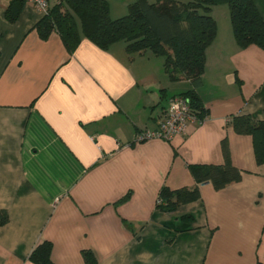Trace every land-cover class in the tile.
Listing matches in <instances>:
<instances>
[{
    "label": "crops",
    "instance_id": "obj_1",
    "mask_svg": "<svg viewBox=\"0 0 264 264\" xmlns=\"http://www.w3.org/2000/svg\"><path fill=\"white\" fill-rule=\"evenodd\" d=\"M134 1L107 0L111 17ZM253 2L264 19V0ZM211 15L217 34L195 89L125 44L103 51L81 36L71 52L57 32L39 34L35 6L0 0V210L10 218L0 264H34L44 241L55 264H85L83 250L99 264H264V164L231 124L264 121V50L239 48L227 5ZM191 89L206 110L201 123L172 141L137 140ZM225 138L241 181L200 184V200L159 209L163 188L196 187L190 165L223 164Z\"/></svg>",
    "mask_w": 264,
    "mask_h": 264
},
{
    "label": "trees",
    "instance_id": "obj_2",
    "mask_svg": "<svg viewBox=\"0 0 264 264\" xmlns=\"http://www.w3.org/2000/svg\"><path fill=\"white\" fill-rule=\"evenodd\" d=\"M16 1L24 3V0ZM224 4L229 7L239 48L254 45L264 50V19L253 0H157L155 3L136 0L129 6L127 14L117 19L111 17L107 0H58L55 5H49L47 14L43 15L36 28L43 38L57 32L71 52L82 37L103 51L124 43L130 55L150 52L164 58L165 70L172 82L185 78L196 89L205 71L207 49L217 34L211 11L213 7ZM18 14L10 7L7 18L14 22ZM195 89L182 95L191 99L194 111L204 119L206 110ZM231 124L237 134L252 137L257 164L263 165L264 121L256 122L249 115H238L233 117ZM222 153L224 162L221 165L189 166L197 183L195 188H163L158 208L172 212L200 200L199 185L203 183H211L216 190H221L241 181L243 173L232 163L226 138L222 141ZM9 219L8 212L0 210V227L7 225ZM52 253L53 243L44 241L33 250L30 261L55 264ZM82 256L85 264H99L91 250H83Z\"/></svg>",
    "mask_w": 264,
    "mask_h": 264
},
{
    "label": "built area",
    "instance_id": "obj_3",
    "mask_svg": "<svg viewBox=\"0 0 264 264\" xmlns=\"http://www.w3.org/2000/svg\"><path fill=\"white\" fill-rule=\"evenodd\" d=\"M26 4L35 6L43 15L47 14L49 0H24ZM202 119L196 114L191 99L184 95L174 96L168 101L165 117L156 130L140 132L137 140L143 142L150 139L172 141L176 136H186L190 124L201 123ZM161 201H158V204Z\"/></svg>",
    "mask_w": 264,
    "mask_h": 264
},
{
    "label": "rangeland",
    "instance_id": "obj_4",
    "mask_svg": "<svg viewBox=\"0 0 264 264\" xmlns=\"http://www.w3.org/2000/svg\"><path fill=\"white\" fill-rule=\"evenodd\" d=\"M56 1H57V0H52V3H54V4H55V3H56ZM120 44H124V43H120ZM160 58L164 60V58H162V57H160Z\"/></svg>",
    "mask_w": 264,
    "mask_h": 264
}]
</instances>
